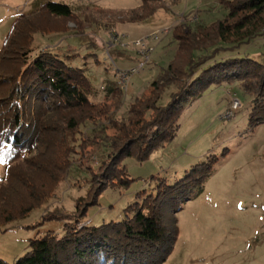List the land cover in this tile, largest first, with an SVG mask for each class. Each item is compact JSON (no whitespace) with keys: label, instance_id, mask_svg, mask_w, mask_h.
I'll return each instance as SVG.
<instances>
[{"label":"trees","instance_id":"trees-1","mask_svg":"<svg viewBox=\"0 0 264 264\" xmlns=\"http://www.w3.org/2000/svg\"><path fill=\"white\" fill-rule=\"evenodd\" d=\"M154 2L162 0H144L142 12L130 21L147 17L144 12ZM219 2L226 9L224 17L209 24L189 19L174 27V55L151 81L147 95L130 103L127 119L112 110L109 99H90L93 83L85 67L71 63L74 55L35 47L37 34L86 35L89 27L71 5L48 0L14 19L0 47V162L5 166L0 177V227L46 205L72 172L81 127L92 123L99 129L79 145L82 159L89 162L87 195L71 210L63 205L47 208L31 225L62 221L64 233L49 231L31 239L30 249L13 264H161L166 260L179 233L176 218H166L167 208L178 198L200 193L213 162L194 167L172 186L160 179L157 192L130 205L127 211L133 215L123 221L82 228L78 223L109 186L130 185L125 158L145 161L175 139L184 107L212 84L238 81L252 97L251 127L264 122V62L248 55L219 56L264 35V0ZM171 87L176 91L163 103ZM111 92L113 98L121 93L118 87ZM100 144L109 149L93 166L94 147ZM0 264L11 263L0 259Z\"/></svg>","mask_w":264,"mask_h":264},{"label":"rangeland","instance_id":"rangeland-1","mask_svg":"<svg viewBox=\"0 0 264 264\" xmlns=\"http://www.w3.org/2000/svg\"><path fill=\"white\" fill-rule=\"evenodd\" d=\"M46 1L0 0V47L14 19L21 13L37 10ZM53 1L71 5L79 19L88 25V32L69 36L37 34L36 49L51 48L63 56L74 55L71 63L85 67L93 83L90 99L94 102L109 99L112 110L124 119L129 117L130 103L147 95L151 81L174 55V27L196 18L209 24L226 14L224 6L215 0H162L160 4L148 5L144 12V16L149 14L147 17L130 21L140 15L144 0ZM154 6L157 9L152 12ZM97 22L102 25H95ZM69 24L75 26L74 22ZM158 28L167 31L153 42L151 62L139 72L130 71L128 80L123 81L119 73L137 67L142 59L135 47H127L126 42L143 38ZM227 55H248L264 62V35L235 52L219 56ZM114 87L121 91L118 98H113ZM173 91L175 87L164 93L163 103ZM233 97L240 100L241 106L232 116L228 112ZM252 108V97L238 81L212 84L184 107L176 137L170 144L154 150L145 161L135 157L123 160L132 180L130 185L109 186L78 227L123 221L133 215L127 211L130 205L157 192L160 179L172 186L194 167L213 162V170L200 193H189L168 206L166 218H176L179 233L172 251L161 264H264V122L251 127ZM98 129L92 123L81 127L72 155V172L58 185L47 204L0 227V259L13 264L30 249L31 239L49 231L64 233L62 221L31 225L41 220L47 208L63 205L71 210L76 201L87 195L89 162L82 159L79 145ZM94 148L96 154L91 165L97 166L109 148L105 144ZM4 175L5 166L0 162V177Z\"/></svg>","mask_w":264,"mask_h":264},{"label":"built area","instance_id":"built-area-1","mask_svg":"<svg viewBox=\"0 0 264 264\" xmlns=\"http://www.w3.org/2000/svg\"><path fill=\"white\" fill-rule=\"evenodd\" d=\"M166 31H167L166 29L158 28L143 38L126 42L127 47H129V45L132 47H135V49L138 51L142 59L139 61L137 67L131 70L122 71L119 73V76L123 81L128 80L129 75L131 74L130 71H133V73L139 72L141 69H143L147 64L151 62L152 53L154 50L153 42L159 41ZM115 38H117V35H115ZM118 40L119 39L117 38V41ZM240 106H241L240 100L237 97H233L232 108L229 110L228 113L229 114L232 113V116H233V113L235 112V110H237Z\"/></svg>","mask_w":264,"mask_h":264},{"label":"crops","instance_id":"crops-1","mask_svg":"<svg viewBox=\"0 0 264 264\" xmlns=\"http://www.w3.org/2000/svg\"><path fill=\"white\" fill-rule=\"evenodd\" d=\"M215 2H219V0H215Z\"/></svg>","mask_w":264,"mask_h":264}]
</instances>
